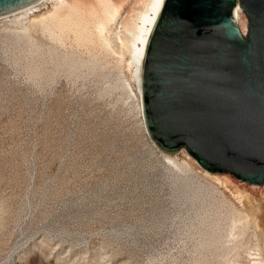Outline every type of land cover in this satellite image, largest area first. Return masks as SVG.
Wrapping results in <instances>:
<instances>
[{
	"label": "rangeland",
	"instance_id": "rangeland-1",
	"mask_svg": "<svg viewBox=\"0 0 264 264\" xmlns=\"http://www.w3.org/2000/svg\"><path fill=\"white\" fill-rule=\"evenodd\" d=\"M147 1L0 20V264H264V187L216 180L144 127Z\"/></svg>",
	"mask_w": 264,
	"mask_h": 264
},
{
	"label": "water",
	"instance_id": "water-1",
	"mask_svg": "<svg viewBox=\"0 0 264 264\" xmlns=\"http://www.w3.org/2000/svg\"><path fill=\"white\" fill-rule=\"evenodd\" d=\"M41 1L0 0V19ZM141 99L146 131L163 152L186 149L211 174L264 187V0H164Z\"/></svg>",
	"mask_w": 264,
	"mask_h": 264
},
{
	"label": "bare ground",
	"instance_id": "bare-ground-1",
	"mask_svg": "<svg viewBox=\"0 0 264 264\" xmlns=\"http://www.w3.org/2000/svg\"><path fill=\"white\" fill-rule=\"evenodd\" d=\"M49 1L50 0H42L39 4H37L35 6L27 8V9L23 10L20 13L4 17V18H2L0 20H8L9 18H12V17H18V16H21L23 14H28V13L34 12L36 10V8H38V6H40L42 3H46V2H49ZM65 1L67 2V0H59V5L62 6ZM163 3H164V0H148L147 1L145 11L143 12V14L141 15V18H140V20H141V22H140L141 26H139L140 34L137 36V45H135V50H134V53H135L134 57L136 58L135 60L137 61L136 62L137 63L136 77H137V82H138L137 97H138V100H139V107H140V111L142 113L141 115H142V120H143V123H144V127H145V121H144L143 106H142V99H141L142 64H143L144 55H145V52H146V48H147L151 33L153 31V28H154V25H155V23L157 21V18H158L159 14H160V11L162 9ZM111 9H112L111 11L109 9V13L108 14L110 16L109 18L112 20V19L115 18V14L117 13V10H115L113 8V6L111 7ZM235 13H236V18L238 20V24H239V26L242 29L241 31L245 35L246 32L248 31V24H249V20H247L248 17L245 14L244 10L242 8H240L239 6L237 7ZM102 28H104V26ZM193 160H195V159H193ZM207 174H209L210 176H212V178H215L216 180H219V181H221L222 179L224 181V179L226 178V176L221 177V176H217L215 174H211L209 172H207ZM225 181H229V179L227 180V178H226ZM255 187H257V186H255ZM228 188H230V186ZM228 188H227V190H228ZM234 190H235V192L232 191V188H231V190L229 192L232 191L234 196L235 197L237 196V198L240 197V199H241V198L244 197L243 191L241 192L237 188L234 189Z\"/></svg>",
	"mask_w": 264,
	"mask_h": 264
}]
</instances>
